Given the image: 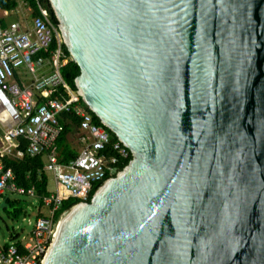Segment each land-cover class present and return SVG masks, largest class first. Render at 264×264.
Instances as JSON below:
<instances>
[{
  "label": "water",
  "instance_id": "1",
  "mask_svg": "<svg viewBox=\"0 0 264 264\" xmlns=\"http://www.w3.org/2000/svg\"><path fill=\"white\" fill-rule=\"evenodd\" d=\"M129 162L42 264H264V0H47Z\"/></svg>",
  "mask_w": 264,
  "mask_h": 264
},
{
  "label": "built area",
  "instance_id": "2",
  "mask_svg": "<svg viewBox=\"0 0 264 264\" xmlns=\"http://www.w3.org/2000/svg\"><path fill=\"white\" fill-rule=\"evenodd\" d=\"M18 5L24 7L26 3L18 0ZM38 11L28 27L20 21L5 26L0 22V154L16 158L23 157L24 152L32 156L43 154V169L52 173L56 190L36 195L34 185H17L12 170L4 168L0 161V198L9 190L37 197L47 208V213L35 217L26 236L20 240L10 236L9 242L0 244V264H42L55 236L62 212L58 218L55 215L62 202L77 199L72 207L89 201L104 181L120 171L131 154L118 139L110 141L109 130L95 120L77 89L62 76L60 69L68 57L62 50L59 22L40 2ZM22 69L31 78L24 85L15 79ZM63 112L79 117L82 143L77 156L67 162L59 161L56 143L63 131L58 119ZM19 138L27 140L25 150L16 147L14 141ZM107 150L111 154L106 155Z\"/></svg>",
  "mask_w": 264,
  "mask_h": 264
},
{
  "label": "trees",
  "instance_id": "3",
  "mask_svg": "<svg viewBox=\"0 0 264 264\" xmlns=\"http://www.w3.org/2000/svg\"><path fill=\"white\" fill-rule=\"evenodd\" d=\"M32 8V14H38V2L42 5L46 6L53 19L55 20L54 13L50 8V5L47 0H25ZM18 5V0H0V9L4 10H14ZM2 24H5L3 20H1ZM56 42L52 44V47L55 46ZM62 50L68 57V61L61 67V73L67 83L75 89L74 79L79 74V66L75 63L67 51V48L62 43ZM95 120L98 122V118L96 116ZM60 123L63 125V131L57 138L56 143L59 147L62 148L61 150V161L66 162L68 159L73 158L76 155V151L67 144L66 136L69 131L75 126L78 125L79 118L73 112H63L58 117ZM110 132V131H109ZM117 138L113 133L110 132V141L114 142ZM25 144L27 141L24 139L22 141ZM23 146V145H22ZM25 149V148H24ZM106 155L111 154L110 150L105 151ZM131 159V154L129 155L128 159L122 163L120 166V170L129 162ZM43 154L37 155H30L24 152L23 157L13 159L3 157V164L5 168H9L14 173V181L19 186L29 187L34 185L36 195L40 196L44 193H47V185H48V177L46 172L43 170ZM3 209L6 212L11 213L14 217H18L20 215H24L25 212V205L22 204L18 200H10L6 195H3ZM40 202V200H39ZM77 199L75 198H68L64 200L56 212L55 218H58L62 211L68 209L72 204L76 203ZM41 203V202H40ZM15 238V236H12Z\"/></svg>",
  "mask_w": 264,
  "mask_h": 264
},
{
  "label": "rangeland",
  "instance_id": "4",
  "mask_svg": "<svg viewBox=\"0 0 264 264\" xmlns=\"http://www.w3.org/2000/svg\"><path fill=\"white\" fill-rule=\"evenodd\" d=\"M15 11H12L7 19L16 20L17 15ZM20 13V12H19ZM22 14V13H21ZM25 15H28L25 13ZM27 17V16H26ZM80 132L78 130H74L73 132L68 134V141L71 147L78 151L81 148V143L79 142ZM48 176V189L50 191H55L56 185L53 181L51 172L47 173ZM7 197L10 200H18L22 204L25 205L24 215H20L18 217H14L11 213L6 212L3 209V198H0V244H4L5 242L10 241V234L15 236L14 240L21 239L23 236H26L34 222L36 217V212L38 206V202L35 198L29 197L26 195L18 194L15 192H7ZM42 210L45 212L47 210L46 207H43Z\"/></svg>",
  "mask_w": 264,
  "mask_h": 264
},
{
  "label": "crops",
  "instance_id": "5",
  "mask_svg": "<svg viewBox=\"0 0 264 264\" xmlns=\"http://www.w3.org/2000/svg\"><path fill=\"white\" fill-rule=\"evenodd\" d=\"M24 2L26 3V5H24V7H21L20 5H17V7L14 9V10H4V9H0V22H1V20H3L4 22H5V24H2V25H7V24H9L10 22H12V21H20L21 22V24L22 25H24V27H28V24H29V22H30V20H31V18L34 16L33 14H32V8H31V6L24 0ZM38 5V4H37ZM12 11H15L16 13V15H17V19L16 20H8L7 19V17L10 15V13L12 12ZM20 12V13H19ZM22 13V14H21ZM25 13H27L28 15H25ZM36 15V14H35ZM27 16V17H26ZM50 70V68H47L46 69V71H49ZM60 71H61V69H60ZM21 73L18 75V76H16L15 77V79L21 84V85H24V84H26V83H29V81H30V79L31 78H29L30 77V75L29 74H27V73H24V70L22 69L21 71H20ZM62 74V73H61ZM64 94H66V93H64ZM56 95V94H55ZM76 115V114H75ZM77 116V115H76ZM78 117V116H77ZM79 118V117H78ZM74 130H78L79 132H80V129H79V127H78V125L77 126H75V127H73L72 129H71V131H69L68 132V134L69 133H71V132H73ZM81 133V132H80ZM0 134H2V130H0ZM68 134H67V136H66V141H67V144L68 145H70L69 144V141H68ZM26 140V139H25ZM22 141H24V139H22V138H19V139H17L16 141H14L15 142V144H16V147L17 148H26V146H27V143L25 144V147H24V143H22ZM27 141V140H26ZM79 142L81 143V141H80V138H79ZM23 145V146H22ZM57 146H58V144H57ZM70 147H71V145H70ZM72 148V147H71ZM81 148H82V143H81ZM80 148V149H81ZM73 149V148H72ZM80 149L78 150V151H76L77 153H76V155L74 156V157H76L77 156V154L79 153V151H80ZM25 150V149H24ZM61 150H62V148L61 147H59L58 146V159H59V161H61L60 159H61ZM3 157H7V158H13V159H17L16 157H13V155H11V154H0V161H1V163L3 164ZM73 157V158H74ZM43 166L45 165V162H46V158H45V156L43 155ZM70 159H72V158H70ZM69 160V159H68ZM67 160V161H68ZM66 161V162H67ZM61 162H63V161H61ZM3 167H4V164H3ZM5 168V167H4ZM45 172H46V174L48 173V172H50L49 170H45V169H43ZM52 174V173H51ZM48 177V176H47ZM52 178H53V175H52ZM53 181H54V178H53ZM56 185V184H55ZM32 186V185H31ZM47 190H48V192L47 193H51V192H54V191H50L49 189H48V185H47ZM56 190V189H55ZM9 190H7L5 193H4V195H6L7 196V192H8ZM9 192H11V191H9ZM47 193H44V194H47ZM23 195V194H22ZM27 196V195H26ZM30 197V196H29ZM1 198H3V196L1 197ZM33 198H35L36 200H37V202H38V208H37V212H36V216H38V215H40V214H44V213H47V210L44 212L43 210H42V208L44 207V206H42V203H40L39 202V199L37 198V197H33ZM63 212V211H62ZM10 236L12 237V236H14L13 234H10ZM13 238V240L15 239L14 237H12ZM18 240H20V239H18Z\"/></svg>",
  "mask_w": 264,
  "mask_h": 264
}]
</instances>
